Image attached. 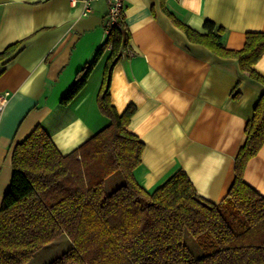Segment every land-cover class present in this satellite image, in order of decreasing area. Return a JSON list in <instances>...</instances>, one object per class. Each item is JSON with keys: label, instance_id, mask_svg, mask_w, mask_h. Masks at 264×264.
<instances>
[{"label": "crops", "instance_id": "obj_1", "mask_svg": "<svg viewBox=\"0 0 264 264\" xmlns=\"http://www.w3.org/2000/svg\"><path fill=\"white\" fill-rule=\"evenodd\" d=\"M106 18V0L86 16L69 0H0V53L16 44L0 55V93L9 92L0 114V206L13 147L35 126L67 154L109 122L97 94L110 46L84 88L60 102L104 42ZM174 19L200 32L211 21L224 28L225 48L239 50L247 32H264V0H124L129 40L109 94L118 113L135 107L127 129L144 148L134 176L153 190L180 169L199 196L217 203L233 182L245 125L264 87L240 70L237 58L191 42ZM254 68L264 74V54ZM243 180L264 196V145L247 161Z\"/></svg>", "mask_w": 264, "mask_h": 264}, {"label": "trees", "instance_id": "obj_2", "mask_svg": "<svg viewBox=\"0 0 264 264\" xmlns=\"http://www.w3.org/2000/svg\"><path fill=\"white\" fill-rule=\"evenodd\" d=\"M174 22L191 42L237 58L240 70L264 87V74L254 68L264 54V32H247L244 46L229 50L222 42L223 27L205 21L200 32ZM106 34L60 102H70L84 88L110 46L97 94L109 122L67 154L41 125L14 145L11 179L0 206V264H24L61 234L70 246L47 264H264V196L243 180L247 161L264 145V92L245 125V142L223 199L214 203L199 196L180 169L147 190L133 173L144 148L127 129L135 107L118 113L109 94L113 67L128 46L123 14L119 26H110ZM117 171L123 182L105 193V179ZM185 232L201 255L185 243Z\"/></svg>", "mask_w": 264, "mask_h": 264}, {"label": "rangeland", "instance_id": "obj_3", "mask_svg": "<svg viewBox=\"0 0 264 264\" xmlns=\"http://www.w3.org/2000/svg\"><path fill=\"white\" fill-rule=\"evenodd\" d=\"M122 182H123V178L120 172L119 171L115 172L114 174H112L111 176L105 179L104 182L105 193L111 192L116 186H118ZM184 241L188 245V247L192 250L195 256H199L202 254L200 247L198 246L195 239L190 235V233L185 232ZM69 246H70V241L68 237L65 234H61L52 241L42 246L40 249H38L32 255V257L24 264H47L55 257L59 256L62 252L67 250ZM68 264H80V263L69 262Z\"/></svg>", "mask_w": 264, "mask_h": 264}, {"label": "built area", "instance_id": "obj_4", "mask_svg": "<svg viewBox=\"0 0 264 264\" xmlns=\"http://www.w3.org/2000/svg\"><path fill=\"white\" fill-rule=\"evenodd\" d=\"M97 0H69V4L74 9L78 10L83 16L88 15L92 11V6ZM107 4V18L105 31L112 25L119 26L123 10H124V0H106ZM9 92L5 91L0 93V114L3 110L4 105L7 102Z\"/></svg>", "mask_w": 264, "mask_h": 264}]
</instances>
